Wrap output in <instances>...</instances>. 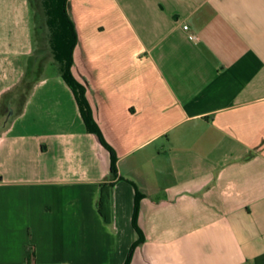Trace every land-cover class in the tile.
<instances>
[{"label": "crops", "instance_id": "1", "mask_svg": "<svg viewBox=\"0 0 264 264\" xmlns=\"http://www.w3.org/2000/svg\"><path fill=\"white\" fill-rule=\"evenodd\" d=\"M67 9L117 174L52 72L42 0H0V264H124L138 193L129 264H264V0Z\"/></svg>", "mask_w": 264, "mask_h": 264}, {"label": "trees", "instance_id": "2", "mask_svg": "<svg viewBox=\"0 0 264 264\" xmlns=\"http://www.w3.org/2000/svg\"><path fill=\"white\" fill-rule=\"evenodd\" d=\"M69 0H42V6L46 16V24L51 33V48L55 61L62 68V78L73 91L76 102L79 106L80 114L88 132L95 134L102 145H104L110 153L111 172L117 174L116 157L112 149L104 142L100 130L95 123L91 109L88 104L85 88L77 81L72 73L73 65V50L77 44V34L72 19L68 13L67 5ZM104 187H101L98 201V211L106 223H110V216L106 213L105 207L108 206V193L104 192ZM141 194L138 193L132 218L134 228L138 233V239L131 247L128 257L124 264H129L134 248L142 243L144 236L140 228L137 226L138 215V200ZM34 251L32 246L28 248L27 261L23 264L33 263Z\"/></svg>", "mask_w": 264, "mask_h": 264}, {"label": "rangeland", "instance_id": "3", "mask_svg": "<svg viewBox=\"0 0 264 264\" xmlns=\"http://www.w3.org/2000/svg\"><path fill=\"white\" fill-rule=\"evenodd\" d=\"M54 63V67H53V70H52V72L54 73V74H56L57 72H58V66L60 65L59 63H57L55 60L53 61ZM60 67H61V65H60ZM62 69V68H61ZM49 70H51V68L49 69ZM49 73V72H48Z\"/></svg>", "mask_w": 264, "mask_h": 264}, {"label": "built area", "instance_id": "4", "mask_svg": "<svg viewBox=\"0 0 264 264\" xmlns=\"http://www.w3.org/2000/svg\"><path fill=\"white\" fill-rule=\"evenodd\" d=\"M183 29L186 30V31H188L190 36H194L193 32H190V31L188 30V26H187V25H184V26H183Z\"/></svg>", "mask_w": 264, "mask_h": 264}]
</instances>
